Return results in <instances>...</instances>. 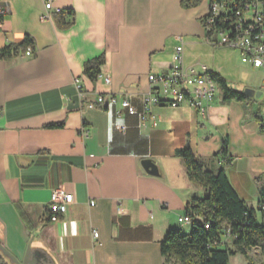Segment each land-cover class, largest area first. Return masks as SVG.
<instances>
[{
    "label": "crops",
    "instance_id": "0c3cea01",
    "mask_svg": "<svg viewBox=\"0 0 264 264\" xmlns=\"http://www.w3.org/2000/svg\"><path fill=\"white\" fill-rule=\"evenodd\" d=\"M45 1L0 0V49L25 36L34 42L29 56L24 51L0 58L2 246L23 264H37L40 256L52 264H165L160 241L169 229L189 232L178 218L192 196L205 195L176 155L185 146L206 169L223 168L238 197L257 208L264 133L241 102L223 103L215 94L205 115L187 105L154 106L153 119L143 124L124 112L118 116V105L89 106L97 94L118 93L139 106L148 74L168 70L181 42L184 66L213 72L234 89L243 72L255 68L241 63L235 51L207 43L200 6L183 8L180 0H55L54 6L72 12L64 15L71 24L62 28L56 14L41 18ZM100 55L101 77L91 80L83 65ZM223 142L228 162L217 156ZM144 159L153 161L159 175L144 170ZM58 187L73 200L51 223L47 209Z\"/></svg>",
    "mask_w": 264,
    "mask_h": 264
},
{
    "label": "trees",
    "instance_id": "16d2710c",
    "mask_svg": "<svg viewBox=\"0 0 264 264\" xmlns=\"http://www.w3.org/2000/svg\"><path fill=\"white\" fill-rule=\"evenodd\" d=\"M201 1L180 0V3L183 8L188 9L199 6ZM65 14L72 12L62 11L56 14V20L62 28H67L71 24L70 21L64 20ZM199 20L202 23V18ZM27 47H34L30 36H25L21 43L9 44L1 48L0 58L16 56L19 52H24ZM103 63V55L87 60L83 65V74L95 80ZM208 74L217 84L223 103L232 100L243 103L249 100L241 91L232 89L223 77L210 71ZM255 118L259 123V131L264 133V123L258 116ZM176 155L183 160L189 181L203 188L205 195L192 196L185 204V216L190 219L189 232L169 229L160 241V253L164 263L229 264L230 256L239 253L246 258V264H255L248 255V250L253 248L259 249L264 258V221L262 220L264 185L259 188L260 200L257 208L254 209L238 197L223 168L216 171L206 169L188 146L177 149ZM217 156L225 158L228 162L225 142ZM205 224L208 226L205 227ZM0 264H7L1 254ZM261 264H264V259Z\"/></svg>",
    "mask_w": 264,
    "mask_h": 264
},
{
    "label": "built area",
    "instance_id": "2783aa9c",
    "mask_svg": "<svg viewBox=\"0 0 264 264\" xmlns=\"http://www.w3.org/2000/svg\"><path fill=\"white\" fill-rule=\"evenodd\" d=\"M54 1H45L46 13L41 17L42 19L48 18L49 14L62 12L60 7L54 6ZM205 2L206 8L201 18L207 43L213 47L231 49L239 55L241 63L264 70V0H205ZM4 14L5 9L0 7V18ZM24 54L31 55L32 48L27 47ZM98 77H101L100 73ZM103 80L107 84L110 82L108 76H104ZM147 81L148 90L139 106L133 103L130 96L122 93L97 94L95 101L89 103V106L110 110L118 105L119 110L116 112L118 116L124 112L143 124L148 119H153L154 106L187 105L201 115H205L208 104L213 101L219 89L208 71L183 65L182 42L175 46L172 65L168 70L149 73ZM75 85L82 95L81 83L75 81ZM155 124L153 121V125ZM116 128L122 132L126 130L125 125H116ZM82 135L86 136V131H83ZM72 200V194L65 192L61 187L53 189L47 209V220L51 223L57 222L65 214ZM93 203L91 201L90 205ZM178 221L182 224H190V219L185 215L180 216ZM207 226L208 224H205V227ZM92 238L96 240V230H92Z\"/></svg>",
    "mask_w": 264,
    "mask_h": 264
},
{
    "label": "rangeland",
    "instance_id": "374dc122",
    "mask_svg": "<svg viewBox=\"0 0 264 264\" xmlns=\"http://www.w3.org/2000/svg\"><path fill=\"white\" fill-rule=\"evenodd\" d=\"M199 6H200L199 12L203 14L206 8L205 0H202ZM217 48H222V47H217ZM233 87L235 90L241 92H243L245 88H252L262 93L260 98L249 99L248 101L243 102L242 104L246 113H250L254 116H258V118H260L264 123V70L252 69V70L244 71L240 81L236 84H233ZM217 94H218L217 97H221L220 91H217ZM259 221L261 220L259 219ZM186 225L189 226L188 224ZM182 232H184V230H182ZM248 255L255 261V264H261V262H263L264 258L260 254L259 249L253 248L248 250ZM246 262H247L246 258L239 253L234 254L229 258V264H246Z\"/></svg>",
    "mask_w": 264,
    "mask_h": 264
},
{
    "label": "water",
    "instance_id": "95a60500",
    "mask_svg": "<svg viewBox=\"0 0 264 264\" xmlns=\"http://www.w3.org/2000/svg\"><path fill=\"white\" fill-rule=\"evenodd\" d=\"M247 98L249 99H253V98H260L262 93L260 91H256L252 88H245L242 92ZM142 167L144 168V170L151 175H159L157 166L153 163L152 160L150 159H144L141 162ZM0 254L3 258H5L6 260H8L9 263L11 264H23L25 263V261L23 263L19 262L15 256L13 254H11L4 246H2L0 244ZM37 264H52L51 260L46 259L43 256H40L39 259H37Z\"/></svg>",
    "mask_w": 264,
    "mask_h": 264
}]
</instances>
